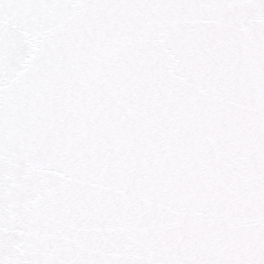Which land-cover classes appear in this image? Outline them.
<instances>
[{
    "label": "snow or ice",
    "instance_id": "obj_1",
    "mask_svg": "<svg viewBox=\"0 0 264 264\" xmlns=\"http://www.w3.org/2000/svg\"><path fill=\"white\" fill-rule=\"evenodd\" d=\"M0 264H264V0H0Z\"/></svg>",
    "mask_w": 264,
    "mask_h": 264
}]
</instances>
